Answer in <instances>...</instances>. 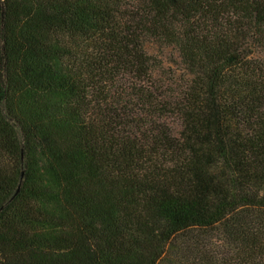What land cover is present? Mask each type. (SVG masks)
<instances>
[{"label":"trees","instance_id":"1","mask_svg":"<svg viewBox=\"0 0 264 264\" xmlns=\"http://www.w3.org/2000/svg\"><path fill=\"white\" fill-rule=\"evenodd\" d=\"M0 264H264V0H0Z\"/></svg>","mask_w":264,"mask_h":264},{"label":"rangeland","instance_id":"2","mask_svg":"<svg viewBox=\"0 0 264 264\" xmlns=\"http://www.w3.org/2000/svg\"><path fill=\"white\" fill-rule=\"evenodd\" d=\"M152 54L157 55L158 51H153ZM163 65L162 67L164 68L165 71L170 70V69H176L177 66L174 65L178 61L177 57L175 56L174 53L171 52V50H165L164 54L161 56Z\"/></svg>","mask_w":264,"mask_h":264}]
</instances>
